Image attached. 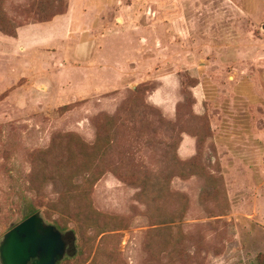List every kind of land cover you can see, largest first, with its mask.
I'll list each match as a JSON object with an SVG mask.
<instances>
[{"label": "rangeland", "instance_id": "374dc122", "mask_svg": "<svg viewBox=\"0 0 264 264\" xmlns=\"http://www.w3.org/2000/svg\"><path fill=\"white\" fill-rule=\"evenodd\" d=\"M33 1L4 0L0 202L48 148L104 226L63 264H264V0Z\"/></svg>", "mask_w": 264, "mask_h": 264}, {"label": "trees", "instance_id": "16d2710c", "mask_svg": "<svg viewBox=\"0 0 264 264\" xmlns=\"http://www.w3.org/2000/svg\"><path fill=\"white\" fill-rule=\"evenodd\" d=\"M62 0H34L31 6V13L34 16L32 23H40L51 20L60 13L63 4ZM23 20L12 18L4 9V0H0V32L10 37L17 36V30L22 26ZM49 149H40L33 158V163L39 164V170L31 166L28 172H21L17 169L6 171L5 188L2 196L9 203L5 206L0 202V220L5 214V223L9 224V229L31 216L40 212L46 223L54 225L62 233L67 230L76 232L82 242L93 238L103 232L104 226H100L91 208L86 209L75 199L74 190L63 184L59 190L50 189L49 184L54 185L64 182L67 177L66 171L62 167V156L49 153ZM78 179L79 174L71 172L69 179ZM49 182V183H48ZM79 186V185H76ZM88 189L82 193L88 194ZM48 220V222H47ZM71 221L72 226L68 223ZM71 228V229H69ZM67 252L62 260L56 264H63L67 257H72L74 251Z\"/></svg>", "mask_w": 264, "mask_h": 264}, {"label": "water", "instance_id": "95a60500", "mask_svg": "<svg viewBox=\"0 0 264 264\" xmlns=\"http://www.w3.org/2000/svg\"><path fill=\"white\" fill-rule=\"evenodd\" d=\"M67 248L64 233L46 223L37 212L4 234L0 264H56L63 259Z\"/></svg>", "mask_w": 264, "mask_h": 264}]
</instances>
